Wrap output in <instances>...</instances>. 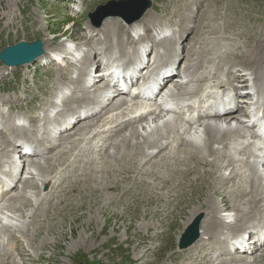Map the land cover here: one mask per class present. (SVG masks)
<instances>
[{"label": "rangeland", "instance_id": "1", "mask_svg": "<svg viewBox=\"0 0 264 264\" xmlns=\"http://www.w3.org/2000/svg\"><path fill=\"white\" fill-rule=\"evenodd\" d=\"M52 30L59 31L60 35L67 34L62 23L54 24ZM126 153L132 156L140 151ZM183 153H186L185 148ZM114 161L113 155L104 156L92 168L80 170L65 181L66 188L41 211L46 222L39 224L44 227L28 235L32 255L19 251L11 242L7 243L6 236H0V249L10 250L9 263L73 264L74 256L83 253L90 260H103L96 264H108L111 258L108 248L115 243L123 247L128 245L126 249L132 252L137 264H163L168 253H163L162 257L152 254L147 240L161 236L174 239L192 213H199L215 202L222 203L206 180L197 182L191 195H181L179 202L157 201L155 194L143 185L145 180L139 181L140 186H134L137 175L122 171L125 161L117 165ZM122 178L127 180L122 182ZM201 185L205 188L197 190ZM107 186L118 189L110 191ZM158 194L165 196L166 191H158Z\"/></svg>", "mask_w": 264, "mask_h": 264}, {"label": "bare ground", "instance_id": "2", "mask_svg": "<svg viewBox=\"0 0 264 264\" xmlns=\"http://www.w3.org/2000/svg\"><path fill=\"white\" fill-rule=\"evenodd\" d=\"M238 118L239 117L237 115H234L231 118V120H229L227 122H225L226 121L225 118L213 119L215 121H210L211 119H204L202 125L204 127L205 138L208 140V143L215 144L218 142V139L220 137H223V136L228 135V134H232V131L234 130L233 129L234 126L237 125ZM219 121L224 122V126L220 125L218 123ZM133 134H134V136L135 135L137 136V137H135L136 139H139L138 138L139 134H137L135 132V130H133ZM117 141H118L117 146H120L121 148H126L129 151H132V150L137 151L138 150L141 152V150H140L141 146L140 145L133 147V148H130L128 146V139L125 136L121 137ZM186 142H187L186 143L187 146L185 147V152L187 154L186 155V158H187L186 164H188L189 162H194L195 160H197L198 155H204V156L209 155L211 158L218 159V156L214 155L213 148L210 146V144L203 143L202 145H199L198 143L192 142V141H186ZM201 147L206 148L208 153L206 154V153L202 152L203 149ZM132 156H128V157H132ZM141 157H146V155H142ZM201 163L203 165H211L210 161L207 159L204 160L203 162L197 161V164H201ZM214 166L218 170H222V169L226 168L221 163H216ZM263 168H264V166H263ZM170 172H172L174 174H181V173H179L178 170H173V169H171ZM227 173H229V174L226 176V178H230V181L233 180L236 183L237 187L235 188V190L237 191L238 199H232L229 203L228 196L226 194H224L225 189H227V186L223 182L219 183L218 190L216 192H214V194H215V196H218L220 198V200L222 202H224L226 205L229 204L230 206H233L235 208V210L239 211V213H237V214L235 213V218H237V216H243L244 214L248 215V214L254 212L258 206L261 207L260 203L263 200L259 197V195L263 191V186H262L263 183L261 181L260 173L258 171H252V172H248V173L243 174L241 177H238V174L236 171L232 172L231 170H229V172H227ZM222 179H225L224 175L221 176L220 180H222ZM242 186L246 187L249 191H251L250 197H248V193H245L244 190H242ZM202 188H205V187L203 185H201V187L197 190H200ZM106 189L112 190V188L110 186H107ZM214 189H216V188H214ZM211 201H212V199H211ZM235 203L239 204V205L236 206ZM241 204L247 206V210H243L242 207H240ZM196 215H199V213H196V212L192 213L190 215V217L188 218L186 225H188L189 221L193 217H195ZM216 215L217 214L214 212V214L208 219V221L206 220L204 226L201 229V233H202L201 236H203L204 234H208L209 228H207V225L209 222L210 227L212 228L211 235H210L211 241L209 243H207L206 245H203V246H199V241H198L194 245L190 246L187 250H194L195 248H197V249H199V251H204L208 248H211L212 250H218L219 252H224L225 241H224V239L219 238V236H218L219 230L217 229V225L226 226V224H224L222 222V221H225V218L220 217L218 215L216 217ZM81 216H83V215H81ZM219 219L222 221H220ZM239 220H240V222L244 221L243 218H240ZM200 257H202V256H200ZM259 261H260V259L258 261H256L255 264H258ZM203 262L205 263L207 261L205 259H203ZM217 264H227V263L223 257H219Z\"/></svg>", "mask_w": 264, "mask_h": 264}, {"label": "water", "instance_id": "3", "mask_svg": "<svg viewBox=\"0 0 264 264\" xmlns=\"http://www.w3.org/2000/svg\"><path fill=\"white\" fill-rule=\"evenodd\" d=\"M138 14H139V13H138ZM138 14L133 15V16H130V17L125 16V18H126L128 21H130L131 19H135V18H137ZM4 60H5L6 63H9V64H15V63H22L25 59H19V60H16V59H15V60H8L7 58H4ZM196 238H197V233L195 232V233L193 234V237L191 238V240L188 241L185 245L190 244V243H191L192 241H194Z\"/></svg>", "mask_w": 264, "mask_h": 264}]
</instances>
